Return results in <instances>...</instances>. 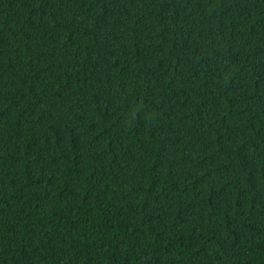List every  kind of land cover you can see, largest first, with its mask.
Here are the masks:
<instances>
[{
  "label": "trees",
  "instance_id": "16d2710c",
  "mask_svg": "<svg viewBox=\"0 0 264 264\" xmlns=\"http://www.w3.org/2000/svg\"><path fill=\"white\" fill-rule=\"evenodd\" d=\"M0 264H264V0H0Z\"/></svg>",
  "mask_w": 264,
  "mask_h": 264
}]
</instances>
